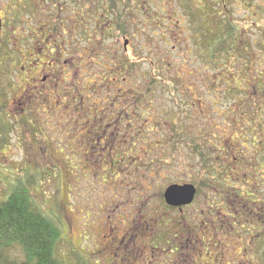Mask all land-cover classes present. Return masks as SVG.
I'll use <instances>...</instances> for the list:
<instances>
[{"label":"rangeland","instance_id":"1","mask_svg":"<svg viewBox=\"0 0 264 264\" xmlns=\"http://www.w3.org/2000/svg\"><path fill=\"white\" fill-rule=\"evenodd\" d=\"M237 3V8L227 5L226 13L243 36L245 34L244 41L249 46L245 50L250 55L241 59L228 56L224 65L228 70L226 75L244 80L248 90L245 93L241 89L233 95L220 92L221 96L218 91L216 99L204 96L202 92L207 84L209 90L212 88L205 75L210 77L215 72L202 57L199 30L207 18L205 27L208 30L214 28L213 13L227 21L220 0H0V202L8 198L13 188L26 184L37 208L60 229L61 241L56 246V254L64 264H120L114 261L112 243L121 239L145 246L140 253L130 252L126 264H164L160 252L154 251L156 247L165 246L166 250L171 246V238L165 237L168 226L155 224L152 219L163 215L161 196L173 183L190 181L199 189L195 204L185 212L189 218H194L193 224L197 221L195 211L205 208L206 202L218 199L229 209L226 219L231 223L235 217L232 203L238 201L236 196L240 200L257 202L256 217H261L259 205L264 200V167L252 170L248 175L250 166L264 165V154L255 155L252 146L260 139L255 131L250 133V138L249 131L243 130L242 135H235L227 142V136L234 132L226 121L234 123V119L241 117V112L252 110V107L240 105L246 96H252L256 83L264 84V0ZM250 4L254 5L251 9ZM198 8H205L204 13H208L202 20ZM153 18L158 20L157 25ZM77 21L82 25L79 23L76 32L69 34L67 28ZM119 22L122 25L126 22L124 33L118 27ZM51 27L62 28L56 34L64 39L65 48L74 47L73 51L66 50L64 58H80L82 73L107 71L127 56L135 60L132 76L122 89L134 93L149 92L145 104L150 109H157L158 119L150 121L147 131L139 139L134 130L142 123L138 112L144 103H131L126 130L130 139L124 142L123 157H115L121 153L117 145L112 147L114 156L110 157L104 150L94 162L85 160L84 156H70L80 149L73 137L75 130L59 128L60 113L44 114L45 118L41 119L37 112L41 106L39 102L55 100L58 93L56 96L48 92L36 103L27 99L28 84L32 81L28 77L29 71L21 68L26 67L25 60L30 57L27 54L30 51L27 49L29 35L32 31L33 42H36L40 32L46 33ZM148 32L158 33L160 37L149 42L144 38ZM54 35L50 33L48 51L44 49L43 53L54 50L53 41L57 40ZM125 40L126 51L123 48ZM165 43L167 47H162ZM174 46L179 49H172ZM168 53L170 56L167 57ZM99 54L103 55L101 61L94 58ZM200 54H203L202 59ZM94 59L96 64H93ZM224 65L220 63L215 70L223 69ZM250 66L256 72L254 79L248 74ZM203 67L204 75L201 76ZM70 73L74 74V71ZM97 76L90 80L83 75V89L94 86L97 91L103 90ZM248 79H251L250 83ZM118 86L115 88L119 89ZM59 88L68 90L70 83ZM213 100L218 116L210 111L206 113ZM199 101H202L201 105ZM190 103L194 105L191 111L184 105ZM57 104L58 108L63 105ZM188 114L189 120L185 116ZM248 117L252 118V113ZM258 122L264 123V115L259 116ZM208 132L210 138L203 147L205 167L194 147ZM133 135L135 140L129 150ZM240 136L249 139L248 142H239ZM142 137L148 138L144 145ZM216 146H221L219 151ZM147 149H152L151 154L145 156L143 152ZM161 151L163 158L155 159ZM239 156L246 162V168L242 169L246 181L243 173L236 169L234 159ZM143 161L146 165H142ZM235 177L243 183L233 181ZM218 191H223L224 197H220ZM175 216L177 214H168V218ZM261 222L255 217L249 221L239 218L234 225L236 230L231 233L234 235L231 237L228 230L226 232L223 242L229 247L219 264H264V226ZM178 229L175 226L172 233ZM230 240H241L236 243L240 251L235 255L237 259L233 256L234 243ZM198 250L190 254L187 264H214L202 248ZM23 260L19 245L0 249V264H19Z\"/></svg>","mask_w":264,"mask_h":264},{"label":"flooded vegetation","instance_id":"2","mask_svg":"<svg viewBox=\"0 0 264 264\" xmlns=\"http://www.w3.org/2000/svg\"><path fill=\"white\" fill-rule=\"evenodd\" d=\"M221 2V8L222 12L225 13L223 17L227 18V21L223 19L224 23L230 24L235 27L236 32L234 34H230L229 36L227 33H224L225 41L222 44L224 47L223 49H226L231 40L233 39L235 41V48L238 45L239 48H242V41H244V37L246 38L245 34L243 36V32H241L235 25L234 22L227 16L226 10L227 5L234 6L235 8L238 7V3L240 4L242 2H246V0H220ZM254 5L250 4L248 7L251 9ZM205 9V8H204ZM205 15H208V13H205ZM250 22L251 19H249ZM81 21V20H80ZM80 21H77L74 23L73 26H69L67 28V32L69 34H74L76 31L77 26L79 23L82 25ZM206 21V19H205ZM204 21V22H205ZM119 29L122 31V33L125 32L126 22L123 23H117ZM80 26V25H79ZM177 27V26H175ZM43 29V28H42ZM62 30V28L55 27L50 30H47L46 33L40 32V37L36 42H33V32L31 31V35H29V42L27 49H30L27 54H30V57L25 60V66H22L21 70L27 69L29 71L28 77L30 76L32 83L28 84L30 87V90H28L27 99L31 103L32 101L36 103L39 102L40 99L45 98L44 94L48 92H52L56 95L58 93L59 97H57L55 100H46L41 101L38 104L41 106L39 109H37V112L39 117L41 119L45 118L44 114L47 116L48 114L52 112L60 113V118L62 121L59 123V128L66 130L67 128H73L75 130V133L73 134L74 140L78 143V146L80 147L78 153L71 154L70 156L75 158H81L84 156L85 160H92L94 162V159L98 157L104 150L110 155V157L114 156L112 152V147L117 145L120 147L121 153H117L115 157L122 156L123 157V148H124V142L129 141L128 133H126V130H128L129 126V113L128 109L131 106V103L139 104V102H143L145 104V96L147 93L141 92V93H134L129 92L128 90H123V86L127 83V80L130 76H132V73L129 72V65L128 62H132L130 57H126L123 59L121 63L114 64L113 68L108 69L107 71L99 72L98 74L95 73H89V72H81V59H65L64 56L66 54V50L73 51V48H65L64 46V39L57 35V30ZM78 29V28H77ZM2 31V28H1ZM0 31V32H1ZM55 34L54 39H57L53 41L54 50L48 51V44L51 40L50 33ZM183 33V32H181ZM207 33L208 28L203 26V28L200 27L199 34L203 36V41L200 37V46L203 48V56L204 61L206 63L209 62L208 59V40H207ZM47 34V35H46ZM160 36V35H159ZM145 38V37H144ZM232 38V39H231ZM58 41H62L60 44H58ZM57 43V44H56ZM177 44H180V42H177ZM224 44V45H223ZM247 44V43H246ZM240 45V46H239ZM36 46L41 47L39 50ZM162 47H167V44H163ZM177 46H174L172 49H179L176 48ZM246 47V46H244ZM124 50H127V41L124 42ZM247 48V47H246ZM46 49L47 51L43 53V50ZM172 50V53L174 52ZM56 51V52H54ZM76 52V51H75ZM103 55H97L94 58L97 60L99 58V61H101ZM170 56V54H167V57ZM236 58L241 59L242 57L237 54ZM94 59V63L96 64V61ZM104 59V58H103ZM106 61V60H105ZM248 64H244V66H247ZM73 68V69H71ZM251 68V66H250ZM71 71H74L73 73H70ZM131 71V70H130ZM179 72V71H178ZM182 72V71H181ZM251 76V79H254L253 74L256 77V72L252 70H249V73ZM85 75L90 80L93 79L94 75H98V83L102 84L104 89L97 91L95 87L89 88V89H83L82 87V77ZM200 75H204V67L200 69ZM226 75V74H225ZM127 76V77H126ZM234 76V75H233ZM258 76V75H257ZM206 78L210 80L211 76L209 77L208 74L205 75ZM40 78V80H39ZM66 79L68 81H66ZM250 79V80H251ZM258 81V80H257ZM209 82V81H208ZM65 83H70V89L65 90L64 88H59V86L64 85ZM119 89L115 88L117 85ZM255 87H258L257 83L255 84ZM209 85L207 84L206 89L203 92V95L205 96H211V91L209 90ZM59 89L61 93L59 94ZM84 91L87 92L88 95L84 94ZM56 95V96H58ZM222 95V94H221ZM220 95V96H221ZM264 91H253V94L251 96V100L253 102L252 111H258L261 107V103L264 100ZM51 101L54 102L53 105H51ZM91 101V102H90ZM139 101V102H138ZM57 103H63L59 108L57 107ZM202 104V101H199ZM141 103V108L139 109L138 114L142 118V123L139 125V129H135L134 133L135 135H138V138L140 139L141 135L144 134L145 131H147V128L150 126V121L156 122L157 116V109L153 110L150 109L148 104ZM190 111L192 110V106L194 107L193 103L191 104H184ZM136 108V106L134 105ZM164 110H167L165 108ZM209 110H207L206 113H208ZM168 111H166L167 113ZM135 113V111H134ZM201 114H205L201 113ZM30 116V115H29ZM33 116V115H32ZM31 116V118H32ZM187 116V119H190V115ZM132 116V118H134ZM202 117V116H201ZM139 121V120H138ZM125 123L127 125H125ZM37 124H39L37 122ZM36 125V124H34ZM253 125L257 126L258 129L255 131L257 137L260 139L259 141H256L252 144L253 148L255 149V155L260 156L264 154V123L256 122L253 123ZM39 126V125H38ZM36 130V129H35ZM131 131V130H130ZM203 134V133H202ZM63 135L66 137V134L63 133ZM140 136V137H139ZM201 136V135H200ZM134 135L132 136L133 141L130 144V149L133 146L132 143L134 142ZM182 136H179L181 138ZM146 138V139H145ZM210 138V132H208L205 136L202 138H199L197 140L198 143H195L196 146H193V140H190L192 147L197 150L199 153L198 156L200 157L202 164L206 167V163L204 164V145L206 141ZM143 141L142 144L144 145L145 141H147V137H142ZM200 140V141H199ZM202 140V141H201ZM144 142V143H143ZM64 143V142H63ZM82 146L84 147V150L82 149ZM148 150V151H147ZM143 153L145 156L151 154L152 149H147ZM200 150V151H199ZM119 151V150H118ZM203 151V152H202ZM219 151V148H218ZM83 152V153H82ZM210 152L207 150V153ZM65 157L66 155H61ZM164 156V152L161 151V153H157L155 155V159H162ZM225 156V155H224ZM243 157H240L236 160V169L240 174H242V169L246 168V162L244 163L242 161ZM142 165H146V163L143 161ZM204 167V170L206 169ZM261 165H252L249 167L248 175L250 174V171L257 170V168H263ZM235 171V169H234ZM158 173V172H157ZM241 176V175H240ZM246 181V174L243 173ZM236 183L240 184L243 183L241 179L238 177H235L233 179ZM195 183L187 181V182H180V183H173L170 184L168 187H166L163 191V194L161 196L162 203L164 209L160 217L154 216L152 219L155 224L161 223V224H167L166 229V236L165 234H162L163 236L170 237L171 238V246L165 250L164 247L157 248L154 252H160L159 257L161 261L164 264H187V261L190 257V254L194 250H198V248H202V250L205 251V254L213 260V263L219 264L222 263V260L225 259V252L226 248L229 246H226L223 242L226 232L228 230V234L231 235V237L234 234H231L232 230H236L237 220L239 218H243L244 221H249L251 218L256 221H262V225L264 226V200L260 203V216L256 217L257 215V202L252 200H245V199H239L237 196L236 202L232 203V206H235V217L231 223L227 222L226 216H228L230 213L226 214L227 210H229L225 204L221 201V199L216 200V202H206V210L203 208L199 212L195 211V216L197 218L196 224H193L194 218H189L187 214L185 213L187 210H190V208L195 204L196 199L198 198V190L197 187L194 185ZM170 186H180V187H192L194 189V196L190 204L187 205H179V206H171L168 205L165 202L164 199V192L167 188ZM220 197H224L223 191H218ZM247 195V193H245ZM253 196L252 194H249ZM208 199V197L206 198ZM245 202V204H244ZM174 213L177 214V216L168 218V214ZM238 216H241L237 219ZM169 219V223H168ZM235 220V221H234ZM178 226V232L172 233L173 230H175V226ZM231 226V227H230ZM229 227L230 229H227ZM250 240H253L252 237L249 236ZM233 241V256L237 255L240 251L237 250L236 247H238V244H236L238 241L241 240H230ZM167 244H170L169 242H166ZM160 244H162L160 242ZM240 245V243H239ZM236 248V249H235ZM112 252L114 261L121 262L120 264H126L127 263V256L131 252L132 254H136L137 252H142L145 250V246L143 244L136 245L132 241L129 243H126L124 239H121L118 243L113 242L112 243ZM158 250V251H157ZM199 251V250H198ZM236 258V256H235ZM237 259V258H236ZM147 264V263H145Z\"/></svg>","mask_w":264,"mask_h":264},{"label":"trees","instance_id":"3","mask_svg":"<svg viewBox=\"0 0 264 264\" xmlns=\"http://www.w3.org/2000/svg\"><path fill=\"white\" fill-rule=\"evenodd\" d=\"M198 13L202 20L205 15L204 8H198ZM213 16L214 19H212V21L215 23L214 28L209 29L207 33L209 65L214 68L213 72H215V75H212L209 80L212 87L210 90V97H215L217 99L218 91L220 95V92L233 95L235 93H240L241 89L246 93L248 90L246 89L247 83H245L244 80H238L235 75H225L226 73L228 74V70L227 66L224 64L228 56L236 57L237 54L241 57L246 55L249 56L250 53L245 50L247 49L246 47L249 46H246L247 44L242 41V48H239L238 45L235 48V41L231 38L232 40L230 44L225 47L226 49H223L224 47L221 43L225 41V39L223 40L224 33L226 32L228 36L230 34L233 35L234 32H236V29L234 26L224 23L219 14L213 13ZM207 20L208 18L206 21L204 19L205 22H203L201 28L207 25ZM156 21L158 20L155 18L153 22L157 25ZM150 28L154 31L152 26ZM159 35L160 34L158 33L148 32L146 33L145 38L151 42L153 38H159ZM201 39L203 41V36H201ZM200 47L202 48V46ZM199 56L201 58V55ZM134 61L135 60L128 62V65L131 66L130 73H132L134 68L133 65L136 64ZM218 61L224 66L223 69L220 68L215 70L220 64ZM168 66H170V63ZM248 81L250 83L251 80L248 79ZM257 85L258 87L254 86L253 91H264V84L258 83ZM221 87L222 90H220ZM209 103L210 113L213 115L217 114L214 111L216 101L213 100ZM250 105H253L251 96H246L244 102L240 106L251 107ZM260 107L261 108L257 112L252 110L241 112V117L237 120L234 119V123L226 121L229 123L227 125L230 127L229 129L231 132H234L233 135L227 136V142L232 141L235 138V135H242L243 130L249 131L248 136L252 138L250 133L258 129V127L252 123L254 120H256L254 123L258 122L259 116L264 115V104L261 103ZM251 113L252 118H249L248 114ZM240 137L242 138L238 139V141L241 143L248 142L249 140L244 138V136ZM219 147L221 146H216L215 148L218 149ZM29 191L27 185L23 183L22 185L13 188L8 198L5 201L0 202V249L19 245L24 255V260L19 264H64V261L56 254V246L61 241L60 229L37 208Z\"/></svg>","mask_w":264,"mask_h":264},{"label":"water","instance_id":"4","mask_svg":"<svg viewBox=\"0 0 264 264\" xmlns=\"http://www.w3.org/2000/svg\"><path fill=\"white\" fill-rule=\"evenodd\" d=\"M1 31V20H0ZM194 196V189L192 187L170 186L164 192V199L168 205L179 206L190 204Z\"/></svg>","mask_w":264,"mask_h":264}]
</instances>
